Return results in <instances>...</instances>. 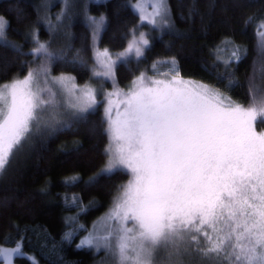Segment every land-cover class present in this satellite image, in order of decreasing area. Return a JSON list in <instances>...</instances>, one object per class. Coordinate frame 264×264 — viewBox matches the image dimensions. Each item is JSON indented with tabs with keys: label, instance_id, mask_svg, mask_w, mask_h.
Listing matches in <instances>:
<instances>
[{
	"label": "snow or ice",
	"instance_id": "1",
	"mask_svg": "<svg viewBox=\"0 0 264 264\" xmlns=\"http://www.w3.org/2000/svg\"><path fill=\"white\" fill-rule=\"evenodd\" d=\"M127 7L137 14L138 24L128 30L126 47L114 56L108 48L95 47L105 18L87 17L95 78L114 81L118 66L146 57L151 41L139 27L180 35L173 28L168 0H128ZM73 8V0H64L55 22L44 18L50 39L71 20ZM8 25L0 16V47L26 55L21 45L7 39ZM257 34L264 56V19ZM28 35L37 45L29 50L33 62L40 63L0 84V175L34 134L70 127L61 119V108L86 121L100 103L90 84L80 86L72 75H51L52 63L66 59L64 50L40 42L34 27ZM242 52L246 50L231 41L217 48V59L225 65L217 78L226 80L229 90L238 81L228 69L241 60ZM70 62L84 64L78 55ZM162 63L170 65L168 72L159 73L165 78L141 72L123 92L122 111L115 118L111 107L105 108L108 160L88 183L117 170H127L131 179L120 186L110 212L77 248L103 249L106 260L101 264H264V132L256 130L258 122L264 123V85L249 80L245 106L217 87L185 79L175 57ZM156 65L154 61L153 70ZM106 95L119 96L121 91ZM76 180L73 176L69 182ZM74 232H65L62 239L71 241ZM23 240L21 236L14 247L0 246L3 264H13V257L39 264L23 251Z\"/></svg>",
	"mask_w": 264,
	"mask_h": 264
},
{
	"label": "trees",
	"instance_id": "2",
	"mask_svg": "<svg viewBox=\"0 0 264 264\" xmlns=\"http://www.w3.org/2000/svg\"><path fill=\"white\" fill-rule=\"evenodd\" d=\"M127 3L128 0H78V9L71 13V20H65L59 33L50 39L47 23L41 19L44 16L39 0H0V13L9 21L8 35L26 53L18 55L11 48L0 47V83L23 76L29 67L40 63L38 59L33 62L29 51L35 43L28 32L34 27L37 34L51 40L52 50L66 53L65 60L52 63L51 74L72 75L80 85L92 82L100 91L99 96L106 88L127 87L141 72L154 75L169 70L170 65L162 62L171 57L176 58L181 76L217 87L245 106L249 103V80L254 78L255 84L264 85V56L257 34L264 19V0H168L173 28L179 37L139 27L138 31L145 32L151 41L146 57L118 66L114 81L93 77L94 48L87 17L105 18L95 47L108 48L115 54L126 47L125 35L138 24L137 14ZM249 16L253 17L252 22L246 24ZM48 17L55 22L50 14ZM225 41L246 50L241 60L228 69L238 81V86L231 90L225 87L226 80L221 82L217 78L225 73V65L217 59V48L224 47ZM77 55L83 65L70 62ZM227 55L223 53L224 58ZM102 106L100 101L87 114L86 121L70 115L64 121L70 127L34 134L0 175V246L14 247L15 241L23 236V251L34 256L39 264H101L106 260L103 249L77 248L80 239L108 211L120 186L127 184L131 176L127 170H117L100 176L94 184L88 183L108 160L105 149L109 138ZM256 127L264 131V123L258 122ZM73 176L78 180L69 182ZM69 217L76 219L70 221ZM73 228L72 240H63L64 233ZM13 264L32 261L13 257Z\"/></svg>",
	"mask_w": 264,
	"mask_h": 264
},
{
	"label": "rangeland",
	"instance_id": "3",
	"mask_svg": "<svg viewBox=\"0 0 264 264\" xmlns=\"http://www.w3.org/2000/svg\"><path fill=\"white\" fill-rule=\"evenodd\" d=\"M61 1V2H60ZM78 0H73V3H74V8H73V10H72V13H74V12H76V10L78 9V4H76V2H77ZM145 2L146 3H148L149 2V0H145ZM61 3V4H60ZM58 5H60V6H58ZM39 7H40V11H41V14H43V16L45 17V15L47 14V16L50 14L52 17H56L60 12H61V10H62V8L64 7V0H39ZM148 10L150 11L151 9H150V7L148 8ZM0 16H3L1 13H0ZM46 16V17H47ZM4 17V16H3ZM44 17H41V19L43 20L44 19ZM5 18V17H4ZM49 19H50V17H48ZM6 19V18H5ZM7 20V19H6ZM64 31V33H65V35L66 34H68V31L66 30V29H63L62 30V32ZM38 35V38H39V40H40V42H50L51 40H49V39H45V38H43V37H41L39 34H37ZM6 36H7V39L9 40V41H11L12 43H14V44H17V42L11 37V36H9L8 35V32H7V29H6ZM37 45L35 44V46L34 47H36ZM122 51V50H121ZM118 52H120V51H118ZM115 54H113V56H114ZM38 64L39 63H37L34 67H32V68H35V67H37L38 66ZM169 70H167V71H163V72H160V73H166V72H168ZM25 75V74H24ZM52 76H60V75H53V74H51ZM65 75H69V74H65ZM148 75V74H147ZM139 76V75H138ZM148 76H154L155 78H157V79H164L165 77H163V76H161V75H159V73H155L154 75H148ZM19 77H22V76H19ZM185 79H191V80H194V81H199V80H195V79H193V78H186V77H184ZM12 80V79H11ZM10 80V81H11ZM7 82H9V81H7ZM200 82H202V81H200ZM3 83H6V82H1L0 84H3ZM77 83V82H76ZM204 83V82H203ZM78 84V83H77ZM86 84H90L92 87H94V88H96L97 89V87L94 85V83H92V82H88V83H86ZM206 84V83H205ZM80 85V84H79ZM85 85V84H84ZM131 85V83L127 86V87H123V88H119V87H115L114 89H110V88H106V90H104L103 92H102V94H101V96H99V93H100V91L98 92V95H97V100L98 101H102V104H103V106H102V111H103V115H104V118H105V108L106 107H111V109H112V116H113V118H115V116H116V113H117V111L118 110H120V111H122V105H121V103H120V101H121V99L123 98V92H126L127 91V89H128V87ZM80 86H83V85H80ZM118 90H120L121 91V95H119V96H117V95H113V96H111V97H108L106 94L107 93H115V92H117ZM97 91H98V89H97ZM109 100H111V105H109V103H108V101ZM60 111H61V113L63 114L62 116H61V119H62V121H65V119H67L70 115H71V113L70 112H68V111H65V109H63V108H61L60 109ZM106 125H107V123H106ZM256 130H257V132H264V131H259L258 129H257V127H256ZM130 174V173H129ZM130 179H131V176H130ZM112 207H113V204H112V206L108 209V211L102 216V217H104L107 213H109L110 212V210L112 209ZM101 217V218H102ZM101 218H99L96 222H95V224L97 223V222H99L100 221V219ZM129 226H131V225H129ZM93 229V228H92ZM0 264H3V263H1L0 262Z\"/></svg>",
	"mask_w": 264,
	"mask_h": 264
}]
</instances>
